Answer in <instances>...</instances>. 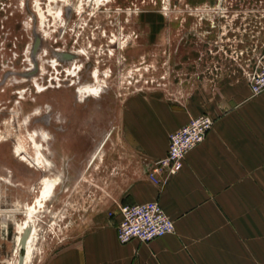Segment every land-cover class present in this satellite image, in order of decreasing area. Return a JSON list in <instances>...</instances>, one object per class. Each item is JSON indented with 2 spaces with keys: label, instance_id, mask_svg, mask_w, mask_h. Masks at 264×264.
Masks as SVG:
<instances>
[{
  "label": "rangeland",
  "instance_id": "1",
  "mask_svg": "<svg viewBox=\"0 0 264 264\" xmlns=\"http://www.w3.org/2000/svg\"><path fill=\"white\" fill-rule=\"evenodd\" d=\"M247 51V0H0V264H21L25 223V264L85 231L165 152L170 115L247 85Z\"/></svg>",
  "mask_w": 264,
  "mask_h": 264
},
{
  "label": "crops",
  "instance_id": "2",
  "mask_svg": "<svg viewBox=\"0 0 264 264\" xmlns=\"http://www.w3.org/2000/svg\"><path fill=\"white\" fill-rule=\"evenodd\" d=\"M247 55L264 63V0H247ZM227 99L184 110L162 124L166 135L207 114L214 125L161 185L148 178L155 161L114 202L87 217L88 228L41 264H264V92L223 90ZM158 201L174 234L148 243L117 239L122 206Z\"/></svg>",
  "mask_w": 264,
  "mask_h": 264
},
{
  "label": "built area",
  "instance_id": "3",
  "mask_svg": "<svg viewBox=\"0 0 264 264\" xmlns=\"http://www.w3.org/2000/svg\"><path fill=\"white\" fill-rule=\"evenodd\" d=\"M247 83L253 96L264 92V63L259 61L256 70L248 73ZM213 125V118L203 114L172 132L167 154L154 163L148 174L149 180L161 185L177 174L183 168L186 155L205 141ZM119 217L117 239L122 244L133 240L148 243L176 231L175 222L158 201L122 206Z\"/></svg>",
  "mask_w": 264,
  "mask_h": 264
},
{
  "label": "bare ground",
  "instance_id": "4",
  "mask_svg": "<svg viewBox=\"0 0 264 264\" xmlns=\"http://www.w3.org/2000/svg\"><path fill=\"white\" fill-rule=\"evenodd\" d=\"M35 164L41 166V168L42 167L46 168V167L49 166L48 165V160L44 157V154L41 152V150H39V152H38L37 163H35ZM58 182H59V179H53V178H50V177H44L42 179L41 190H40V193H39V195H38V197H37V199L35 201L34 206H32V205L28 206V213L27 214L29 216H32V214H34V212H36L38 207H43L44 205H46V202L50 198L53 197V195L55 193V190H56V188L58 186ZM24 228L25 229H30V231H29V237H28V241L29 242L27 241V243H26V254L24 255L25 259H24L23 264H25V262H28L29 260H31L32 256H33L32 248L30 247V245H31L30 242L32 241L33 236L29 240V238H30V236L32 234V228L30 227L29 224L27 225L26 223H25ZM24 232H25V230H24ZM21 237L22 236L20 235V237H18V239H17V245H18V249L19 250H21Z\"/></svg>",
  "mask_w": 264,
  "mask_h": 264
},
{
  "label": "water",
  "instance_id": "5",
  "mask_svg": "<svg viewBox=\"0 0 264 264\" xmlns=\"http://www.w3.org/2000/svg\"><path fill=\"white\" fill-rule=\"evenodd\" d=\"M29 236V232H25L21 238V247L25 248L26 247V243H27V238ZM25 259V256L21 255L20 256V263L23 264Z\"/></svg>",
  "mask_w": 264,
  "mask_h": 264
}]
</instances>
